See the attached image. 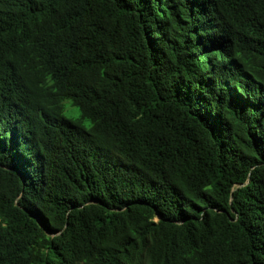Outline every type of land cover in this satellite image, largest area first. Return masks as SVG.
I'll use <instances>...</instances> for the list:
<instances>
[{
  "label": "trees",
  "instance_id": "16d2710c",
  "mask_svg": "<svg viewBox=\"0 0 264 264\" xmlns=\"http://www.w3.org/2000/svg\"><path fill=\"white\" fill-rule=\"evenodd\" d=\"M0 264H264V0H0Z\"/></svg>",
  "mask_w": 264,
  "mask_h": 264
},
{
  "label": "rangeland",
  "instance_id": "374dc122",
  "mask_svg": "<svg viewBox=\"0 0 264 264\" xmlns=\"http://www.w3.org/2000/svg\"><path fill=\"white\" fill-rule=\"evenodd\" d=\"M70 101H66V105H67V107H70Z\"/></svg>",
  "mask_w": 264,
  "mask_h": 264
}]
</instances>
